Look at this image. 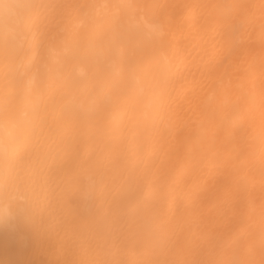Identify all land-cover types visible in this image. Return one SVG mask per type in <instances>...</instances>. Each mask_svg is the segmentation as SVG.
<instances>
[{
	"label": "bare ground",
	"instance_id": "obj_1",
	"mask_svg": "<svg viewBox=\"0 0 264 264\" xmlns=\"http://www.w3.org/2000/svg\"><path fill=\"white\" fill-rule=\"evenodd\" d=\"M0 264H264V0H0Z\"/></svg>",
	"mask_w": 264,
	"mask_h": 264
}]
</instances>
